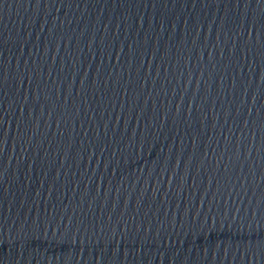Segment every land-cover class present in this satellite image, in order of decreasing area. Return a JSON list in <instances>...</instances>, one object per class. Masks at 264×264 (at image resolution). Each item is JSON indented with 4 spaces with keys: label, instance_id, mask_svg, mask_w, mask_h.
<instances>
[{
    "label": "water",
    "instance_id": "95a60500",
    "mask_svg": "<svg viewBox=\"0 0 264 264\" xmlns=\"http://www.w3.org/2000/svg\"><path fill=\"white\" fill-rule=\"evenodd\" d=\"M0 264H264V0H0Z\"/></svg>",
    "mask_w": 264,
    "mask_h": 264
}]
</instances>
